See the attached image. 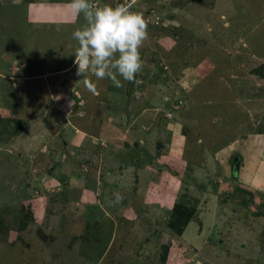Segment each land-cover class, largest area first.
I'll return each instance as SVG.
<instances>
[{
    "label": "rangeland",
    "instance_id": "1",
    "mask_svg": "<svg viewBox=\"0 0 264 264\" xmlns=\"http://www.w3.org/2000/svg\"><path fill=\"white\" fill-rule=\"evenodd\" d=\"M36 1L0 0V264H264V0H89L147 22L119 88Z\"/></svg>",
    "mask_w": 264,
    "mask_h": 264
},
{
    "label": "clouds",
    "instance_id": "2",
    "mask_svg": "<svg viewBox=\"0 0 264 264\" xmlns=\"http://www.w3.org/2000/svg\"><path fill=\"white\" fill-rule=\"evenodd\" d=\"M69 6L85 21L72 33L78 43L73 55L76 75L84 77L91 71L96 80L108 79L117 88L122 86L118 77L135 82L143 66L139 49L147 39L144 17L123 4L96 7L89 0H71ZM83 83L89 92L97 94L96 84L90 79L85 78ZM114 196L119 202V194Z\"/></svg>",
    "mask_w": 264,
    "mask_h": 264
},
{
    "label": "water",
    "instance_id": "3",
    "mask_svg": "<svg viewBox=\"0 0 264 264\" xmlns=\"http://www.w3.org/2000/svg\"><path fill=\"white\" fill-rule=\"evenodd\" d=\"M5 56L9 58V53H7ZM6 60V59H4ZM49 58H42L40 61H32V60H26V64L28 66V70L26 71V74L29 77H39L46 73V71L49 68ZM124 147H127L128 145L126 143L123 144Z\"/></svg>",
    "mask_w": 264,
    "mask_h": 264
},
{
    "label": "trees",
    "instance_id": "4",
    "mask_svg": "<svg viewBox=\"0 0 264 264\" xmlns=\"http://www.w3.org/2000/svg\"><path fill=\"white\" fill-rule=\"evenodd\" d=\"M235 158L237 159V157L235 156ZM234 159V157H233ZM234 161V160H233ZM234 163V162H232ZM181 207L179 206H176L171 215L175 218H177V222L174 223V225L171 223V221L168 223L167 225V228L168 230H170L171 233H174V234H177V235H180L182 233V230L184 228V226L186 225L187 221L185 218L186 216V212H184V210H181L180 209ZM187 217V216H186ZM184 219V221L182 220Z\"/></svg>",
    "mask_w": 264,
    "mask_h": 264
},
{
    "label": "crops",
    "instance_id": "5",
    "mask_svg": "<svg viewBox=\"0 0 264 264\" xmlns=\"http://www.w3.org/2000/svg\"><path fill=\"white\" fill-rule=\"evenodd\" d=\"M47 0H37L36 2L32 3L31 6H34L35 9H34V15L36 16L35 17V21H37V19H46L45 16H46V13L44 10L42 9H39L38 7H36V5L38 4H46ZM70 3H71V0H70ZM61 4L55 6L52 10H53V13L50 15V16H55V18L58 20V21H63L62 20V16L59 15V11H60V8H61ZM69 18L72 17L71 14H69L68 16ZM64 22V21H63Z\"/></svg>",
    "mask_w": 264,
    "mask_h": 264
},
{
    "label": "flooded vegetation",
    "instance_id": "6",
    "mask_svg": "<svg viewBox=\"0 0 264 264\" xmlns=\"http://www.w3.org/2000/svg\"><path fill=\"white\" fill-rule=\"evenodd\" d=\"M46 57H48V56H47V55H44L42 58L44 59V58H46ZM42 58H41V59H42ZM48 58H49V57H48ZM41 59L36 60V61L38 62V61H40ZM49 60H50V59H49ZM49 60H48V62H49ZM33 61H34V60H33ZM25 66H26V71H27V70H28V66H27V64H25Z\"/></svg>",
    "mask_w": 264,
    "mask_h": 264
},
{
    "label": "bare ground",
    "instance_id": "7",
    "mask_svg": "<svg viewBox=\"0 0 264 264\" xmlns=\"http://www.w3.org/2000/svg\"><path fill=\"white\" fill-rule=\"evenodd\" d=\"M5 59H7V58H5Z\"/></svg>",
    "mask_w": 264,
    "mask_h": 264
}]
</instances>
